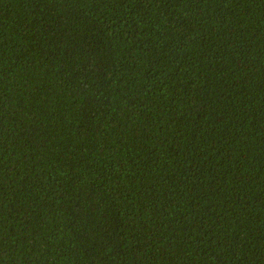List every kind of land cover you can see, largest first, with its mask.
<instances>
[{
  "label": "trees",
  "instance_id": "obj_1",
  "mask_svg": "<svg viewBox=\"0 0 264 264\" xmlns=\"http://www.w3.org/2000/svg\"><path fill=\"white\" fill-rule=\"evenodd\" d=\"M0 264H264V0H0Z\"/></svg>",
  "mask_w": 264,
  "mask_h": 264
}]
</instances>
